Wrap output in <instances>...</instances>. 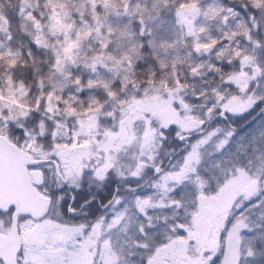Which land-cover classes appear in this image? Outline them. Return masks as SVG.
I'll return each mask as SVG.
<instances>
[{"label": "trees", "instance_id": "16d2710c", "mask_svg": "<svg viewBox=\"0 0 264 264\" xmlns=\"http://www.w3.org/2000/svg\"><path fill=\"white\" fill-rule=\"evenodd\" d=\"M192 7L200 24L187 36L179 13ZM60 19L64 38L54 30ZM240 74L248 78L243 92L228 81ZM165 90H177L182 116L203 124L186 132L198 147L180 189L182 208L196 209L198 179L217 191L231 174L256 177L258 191L235 199L226 226L245 224L238 264H264V0H0V135L16 146L35 139L28 135L91 146L90 138L102 140L124 117L133 121L127 105ZM251 94L245 111L224 110ZM46 102L54 115L45 114ZM137 113L150 121L139 124L140 136L156 131L152 117ZM92 116L97 122L86 134L81 127ZM176 130H163L150 150L140 142L145 153L134 166L139 161L141 174L160 162H169L162 172L182 165L190 150H179ZM168 207L125 215L97 264H146L158 247L184 237V211ZM221 255L206 264H219Z\"/></svg>", "mask_w": 264, "mask_h": 264}, {"label": "rangeland", "instance_id": "374dc122", "mask_svg": "<svg viewBox=\"0 0 264 264\" xmlns=\"http://www.w3.org/2000/svg\"><path fill=\"white\" fill-rule=\"evenodd\" d=\"M189 9L190 8H185L179 13V16L180 24L184 28L186 35L192 36L196 33V31H198V24H200V22L198 20L196 9L193 7L191 8L194 10L191 16L188 15ZM54 30L57 36L64 38L68 31V26L62 21V19H60ZM255 75L256 72L254 71V78H252V80L254 81V84L257 82L255 86L257 87L260 78L257 79ZM228 81L238 86L240 88V92H243V89L246 87L245 84L247 83L248 78L246 74H240L229 77ZM161 92L163 93L159 92L157 94H154L150 98L144 97L143 100H136L126 106L129 112H135V116L134 118H132L133 121H130L128 118L124 117L118 124L116 131L108 132L107 135L102 138V140L96 141L92 137L89 139L91 146L89 144L83 143V147H80V144L75 143L77 145L76 147L79 151H90L95 154H99L101 152L106 153L109 151L126 153L134 157L135 159L137 156L142 157V155H144L145 153V151L142 149V146L139 145L141 141H143L146 146L149 145L148 147L150 150L151 147H154L153 141L155 140L156 143L157 136L161 138L163 136V130L170 126H174V128L177 129L175 131V138L177 139V141L180 138L184 137L181 143L178 142V144L180 145L179 150L187 148L188 150H190L189 152H187L188 150L186 151L187 155L184 161L180 163L182 165L178 167L179 163L178 165H176L175 163L177 162H175L172 164L173 166L171 169H167L166 171L162 172V169L167 168L169 162H165L161 167L160 164L162 165V162L157 163L156 167L154 169L152 168L151 171L146 175L141 174V172L139 171L138 179H140V177H142L143 175L144 177L139 181L137 180L135 184H142L145 178H147L148 176L150 178V180L148 181L149 184L140 191L142 194L140 193V196L138 197V200H140L139 211L148 214V209L149 207L153 206V204H157L159 205V207L166 206L167 204V206H169L168 208L170 210L173 209L176 214H178L180 211H184L183 217L185 222L181 227L185 231V235H183L184 237L181 238L175 237L173 239H170L166 244L158 247L153 255L148 258L146 264H206V261L212 260L215 256L221 253L222 255L219 261L220 264L223 257L225 239L229 235H234L239 240V236L244 230L245 225L243 221L239 220L234 221L230 226L227 227L226 217L228 216V211L229 209H231L235 199H245L252 193L254 194V192H257L259 181L252 175L250 176L244 172H238L236 175L231 174V176L227 180H225L224 184L220 186L217 191H214L207 188L205 179H198L196 185L198 192V196L196 199L197 202L195 205L196 209H191L189 211L187 210L189 208L188 205L187 207H183L185 208L183 209L182 203L184 202L179 198L180 189L182 184L189 178L191 174L190 172H192L191 168L193 164H196V148L198 147L196 144L198 139L190 144L187 138L190 135V132L201 131L203 124L202 121L195 120L196 122H194L188 116H182V114L179 112L180 109H178L180 102L177 98V90H165ZM251 101H253L252 94L249 101L234 100V102L229 103V105H227L224 110L230 114L240 113L241 111H245L246 108H249L251 106ZM10 102L13 103V100ZM177 106L178 108H176ZM44 111L46 115L52 116L55 114L56 106L51 102H46ZM137 112H139L140 115H149L150 117H152L155 120L156 125L158 126L156 128V131L155 129L154 132L151 130H143L144 134L140 136L138 133L139 124H147L150 121L149 119L141 120ZM94 117H90V119H88L81 127V129L86 134L97 122L96 116ZM223 117L225 116L223 115ZM44 123L45 122H40V132H43L45 130L43 126ZM188 130L191 131L186 133ZM157 131H159L158 134ZM29 136L30 135L25 136V138H34V136ZM205 140L201 139L200 141L203 142ZM73 141H75V139H73ZM26 144L28 143H25V145ZM129 148L131 150H129ZM153 170L155 172L157 171L158 173L154 174ZM157 192L158 196L155 198L154 203L153 201H151V199L148 202V196H151L152 198L157 195ZM152 210L155 211V205L154 208L152 207ZM202 213L205 214V216L212 224V230L209 239L205 244H200L196 238V233L198 231V220L200 214ZM172 215L173 217L175 216L174 213H172ZM177 217L179 220V216ZM98 234L100 237L99 232ZM83 240L87 247H89L95 254L96 262L94 264H97V262L100 260L102 261V263L105 262L104 256L106 255L104 254L109 252V236H107L104 241H102V243L98 240L97 236L96 239L94 237H84ZM60 257H62V255ZM44 262L45 263L43 264H58L56 263V260L54 258L49 257L45 258ZM60 264L65 263H62L61 261Z\"/></svg>", "mask_w": 264, "mask_h": 264}, {"label": "flooded vegetation", "instance_id": "af4514ba", "mask_svg": "<svg viewBox=\"0 0 264 264\" xmlns=\"http://www.w3.org/2000/svg\"><path fill=\"white\" fill-rule=\"evenodd\" d=\"M34 138L17 147L37 162L26 165L29 183L49 204L42 218L17 215L16 234L11 232L14 208L0 210V250L11 253L18 244L16 264H43L47 257L67 264L68 251L90 252L96 262L84 237L97 236L102 243L125 215L139 214L138 197L150 178L135 184L140 163L134 166V157L126 153L79 151L72 138L58 142L54 135ZM39 178L41 184L34 185ZM148 198L154 203L155 196Z\"/></svg>", "mask_w": 264, "mask_h": 264}, {"label": "water", "instance_id": "95a60500", "mask_svg": "<svg viewBox=\"0 0 264 264\" xmlns=\"http://www.w3.org/2000/svg\"><path fill=\"white\" fill-rule=\"evenodd\" d=\"M193 10L188 11L191 16ZM183 138L178 140L179 143ZM32 155L19 149L9 141L5 135H0V210L14 208L12 234H16L15 219L17 215H29L33 218H42L47 210L49 200L37 194L35 187L29 183L26 165L36 164ZM158 172H154L157 174ZM39 173H37L38 176ZM41 184V178L34 185ZM212 224L204 213L198 220L196 238L200 244H205L210 236ZM18 244L13 252L0 250V260L3 264H16L15 256ZM240 242L234 235H229L224 242L223 257L220 264H238ZM67 264H94V257L90 252L68 251Z\"/></svg>", "mask_w": 264, "mask_h": 264}]
</instances>
